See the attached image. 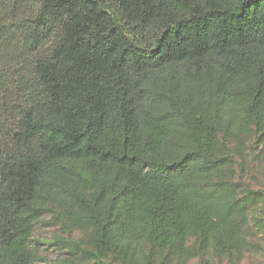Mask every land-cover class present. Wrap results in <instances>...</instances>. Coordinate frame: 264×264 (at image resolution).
<instances>
[{
    "label": "trees",
    "instance_id": "1",
    "mask_svg": "<svg viewBox=\"0 0 264 264\" xmlns=\"http://www.w3.org/2000/svg\"><path fill=\"white\" fill-rule=\"evenodd\" d=\"M247 134L264 157V0H0V264L49 214L92 264L240 259L261 195L208 177Z\"/></svg>",
    "mask_w": 264,
    "mask_h": 264
},
{
    "label": "rangeland",
    "instance_id": "2",
    "mask_svg": "<svg viewBox=\"0 0 264 264\" xmlns=\"http://www.w3.org/2000/svg\"><path fill=\"white\" fill-rule=\"evenodd\" d=\"M251 145V134L231 142L232 162L208 177L218 190L220 202L240 199L247 190L261 195L251 209H244L246 220L237 221L234 226L236 236L246 242L240 259L229 260L214 252L203 251L198 239L192 237L185 254L170 264H264V157L257 150L254 153ZM65 230L56 214L46 215L35 224L30 250L36 264L93 263L88 253L89 231L82 229L69 233ZM154 264L164 263L161 258Z\"/></svg>",
    "mask_w": 264,
    "mask_h": 264
}]
</instances>
